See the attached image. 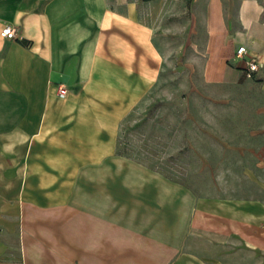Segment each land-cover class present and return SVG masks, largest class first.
Segmentation results:
<instances>
[{
    "label": "crops",
    "instance_id": "obj_1",
    "mask_svg": "<svg viewBox=\"0 0 264 264\" xmlns=\"http://www.w3.org/2000/svg\"><path fill=\"white\" fill-rule=\"evenodd\" d=\"M5 25L0 264H264V203L198 197L116 152L176 58L236 86L253 57L264 89V0H0Z\"/></svg>",
    "mask_w": 264,
    "mask_h": 264
},
{
    "label": "rangeland",
    "instance_id": "obj_2",
    "mask_svg": "<svg viewBox=\"0 0 264 264\" xmlns=\"http://www.w3.org/2000/svg\"><path fill=\"white\" fill-rule=\"evenodd\" d=\"M263 101L257 79L209 84L176 58L119 123L116 152L198 197L264 203Z\"/></svg>",
    "mask_w": 264,
    "mask_h": 264
},
{
    "label": "built area",
    "instance_id": "obj_3",
    "mask_svg": "<svg viewBox=\"0 0 264 264\" xmlns=\"http://www.w3.org/2000/svg\"><path fill=\"white\" fill-rule=\"evenodd\" d=\"M0 35L3 38L14 40L17 37L16 28L11 25H5ZM247 51L244 46H239L236 50V57L243 58L246 55ZM245 74L246 77L252 78L255 73L259 71L261 68V64H259L253 57H249L245 59ZM67 95V88L63 85H59L57 88V97L64 98Z\"/></svg>",
    "mask_w": 264,
    "mask_h": 264
},
{
    "label": "trees",
    "instance_id": "obj_4",
    "mask_svg": "<svg viewBox=\"0 0 264 264\" xmlns=\"http://www.w3.org/2000/svg\"><path fill=\"white\" fill-rule=\"evenodd\" d=\"M142 1H150V0H142Z\"/></svg>",
    "mask_w": 264,
    "mask_h": 264
}]
</instances>
